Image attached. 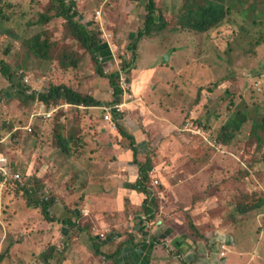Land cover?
Masks as SVG:
<instances>
[{"label":"rangeland","instance_id":"rangeland-1","mask_svg":"<svg viewBox=\"0 0 264 264\" xmlns=\"http://www.w3.org/2000/svg\"><path fill=\"white\" fill-rule=\"evenodd\" d=\"M71 1L78 5L80 20L92 25L96 30L99 29L113 53V59L102 65L105 73L113 74L116 71L127 73L133 99L123 107L122 117L119 119L127 131L132 132L130 127L132 120H139L144 124V115L138 114L134 108L138 103H143L146 97L144 98V93L136 94L134 84L132 85L135 79L134 69L138 66L137 60L143 56L142 49L146 53L156 47L158 50L156 54H159L154 65L164 66V63L168 62L171 67L169 69L161 67L166 75L158 77L160 82H150L147 97L158 87L157 94L159 100L164 102L163 107L165 109L173 107L174 111L167 117L169 120L162 117L165 122L161 127H156L153 135L152 124L159 119H153L151 116V125L147 126L151 139L143 141V149L140 147V159L146 162L149 157L153 161L150 185L157 192L158 202L161 201L159 214L165 218L171 217L174 225L176 222L181 223L176 227L180 235L190 228L189 236L206 242L210 249L208 253L215 258L216 264H264V240L257 244L259 235L264 234L262 225L264 207L248 214H241L238 210L239 204L257 197L251 194L264 192V130L254 128V123L261 126L264 118V0H236L234 4H237L238 8L233 10L229 21L204 33L179 31L153 37L145 48L143 46L145 42L141 39L137 44L136 61L134 59L136 51L132 50L135 38L131 34L144 27L146 0L139 4L133 0ZM156 2L164 14L174 16L181 10L185 0ZM254 2L257 9L252 10L249 16L240 12ZM47 3L43 0H0V22L4 20L3 16L7 15L10 25L8 30H4L0 25V40L5 32L8 33L0 43V60H8L16 72L17 83L22 84L21 90L25 92L21 94L20 90L9 86L8 80L0 70V150L9 155L14 168L20 169L25 180L32 184V189H35L33 180H39L38 185L42 188L36 194L38 198L44 186H46L44 190L52 187L50 189L57 198L51 205L50 212L56 221L48 223L42 215L41 208L29 206L22 195L16 194L12 187L15 182L10 181L5 187L0 185V255L9 250L8 258L0 264H41V259H45L44 253L53 243L60 252L63 249L67 251L69 257L65 264H113V259L96 255L92 237L94 239L97 237L101 249L110 254L118 251L125 241L129 243L125 244L123 249H126L128 244H137L140 238L138 235L150 233L155 226L148 225L147 230L140 227L141 219L134 216V214L139 216L141 212L139 202L137 205L131 203L126 195L120 193L118 179L124 178L123 172L113 170L116 178L113 183L116 185H112L113 188L109 190L114 194L101 204L103 207L98 211L90 208L89 204L80 205L76 200L88 185L95 186L96 177L100 180L107 178L100 172L101 170L92 172L93 176L90 177L77 164L75 166L68 162L64 164L62 159L65 155L60 150L56 151L59 155L55 157L41 150L32 156L35 149L25 143L23 150L28 153L26 159L17 148L20 141L17 140V136L19 134L26 136V132H23L24 128L21 127L16 129V126L29 125L32 115L37 110L39 94L41 92L47 94L52 85L77 81V85H84L78 89L93 96L90 90L91 82L98 79V84L93 88L104 87L112 94L110 79L99 75L98 65L92 54L82 49L83 47L75 40L65 38L63 41L74 45L82 54L76 68L65 70L56 60L41 59L31 51L27 39L44 30L47 31L45 38L60 41L64 38L63 19L55 18L48 24L39 21L41 14L47 10ZM133 8L135 13L131 11ZM101 9L108 15L106 18L108 23L104 24L106 30L101 29L100 23L94 17L96 11ZM101 14L103 20V13ZM143 17V21H140L139 18ZM103 59L104 56L100 57V60ZM117 81H121V74ZM63 103L57 106L56 103L46 104L48 107L56 108ZM110 106L111 104H108L107 107ZM156 108L162 111L161 114L156 111L159 116L167 115L164 108L161 109L157 104ZM84 109L86 111L87 107ZM236 109L244 111L247 120L237 137L229 145H224L219 140V134L222 126ZM174 114H180L181 118H174ZM113 115L116 120L115 113ZM35 118L42 120L30 124L36 132L33 134V144L45 149L41 146L43 144L40 133L37 134L34 125L42 127L52 117L41 115ZM170 126L173 127V131L168 135L165 130ZM196 126L201 127L205 134H197L194 131ZM111 128L113 132L109 134V139L102 141L103 146L110 138H114L116 143L121 145L120 148L129 144V139L119 134L118 128L112 126ZM116 133L119 134L117 137ZM85 134L83 130L81 137ZM49 135L53 136V133ZM58 137L59 135L54 133L55 144L52 143V148L59 147ZM45 144L51 147L49 143ZM120 148L118 147L114 154H118ZM107 149L109 151L103 150L99 155L93 156L111 164L109 159L113 155L109 146ZM73 150L77 153L80 144H76ZM84 150L88 149L84 147ZM210 152L218 153L220 169L219 173L213 171L207 189L203 185L196 187V182H193L197 189L196 192L193 191L191 184L182 181L184 177L180 178L179 173L178 179L174 178V186L170 192L167 190L164 182L168 173L174 170L175 176L179 171L175 169L174 164L187 163L190 157L188 154L193 153L200 155L206 165ZM11 156H18L22 163L17 167ZM76 158L79 161L78 156ZM114 164H117L113 165L114 169H118L119 163ZM75 167L78 168L77 171ZM223 185L228 188L225 192L219 191ZM218 186L220 187L216 189ZM102 190H106L105 187H101ZM161 192L167 198L162 197ZM66 204L69 206L68 210ZM167 207L174 209L172 213H165ZM130 217L134 219L130 220ZM197 218L201 221L200 227L195 223ZM64 219L72 220V223L77 222L80 227L85 225L87 230L77 232L71 225H65ZM192 224H195L194 229L191 227L194 226ZM176 229L174 228L175 233ZM227 232L238 242L237 247L243 246V249H238L240 252L235 249V244L226 241ZM224 243L228 247H224ZM166 253L165 248H162L155 264H162L161 260L165 258ZM221 257H225V263L221 262ZM52 264H56V261Z\"/></svg>","mask_w":264,"mask_h":264},{"label":"crops","instance_id":"crops-1","mask_svg":"<svg viewBox=\"0 0 264 264\" xmlns=\"http://www.w3.org/2000/svg\"><path fill=\"white\" fill-rule=\"evenodd\" d=\"M131 11L134 12V8ZM145 13H146V7H145ZM106 18H108L107 12L103 10V20H102V24L100 25L102 30H106L104 27L105 22H107ZM139 19L140 21H143L144 17L142 19L141 18ZM137 33L138 32H132L131 36L132 37L136 36ZM153 37H160V36L151 35V36H145L141 38L142 42H145V44L143 45L144 48L148 45L151 38ZM104 43L105 44L100 49L101 50L100 57L102 58V56H104V59L101 60L102 64L103 63L106 64L107 61H111L113 59V53L111 49L109 48L108 43L106 41ZM155 48L156 47H153L146 53H144V49H142L143 56L140 58L139 61L137 60L138 66L134 69V73H133L135 77L132 83V85L134 84V91L138 95L144 93V98L146 97V100L143 103H138L136 105V108H134L138 114L142 116L144 115L143 116L144 124H142L139 120H136V121L132 120V122H130V127L132 129V132L130 130L128 131L136 139V143H137L136 145L139 148L138 159H136V157L134 156V151L129 147V145H126V146L122 145L123 148L122 147L120 148L121 145L116 143L117 141L114 138L113 139L110 138V140H107L106 144L103 146L102 141L105 139H109L108 137L109 134L113 132L109 122L105 119L104 115L106 112V107L108 106V104H111L110 102L113 101L112 99L114 98V93H113L112 85H110L111 86L110 91H112V94L110 92H107V90H105L104 87L99 88V86H96L95 88H93L95 84H98V79H95L93 82H91L92 88H90V90H92L91 92L93 93V96L98 101H100V105H96V106L78 105L77 106V105H73L68 102H64L63 104L56 107L57 113L56 114L54 113L55 115L51 116L52 118L48 117L50 119H48L47 122H45L42 125V127L38 125H34L35 130L38 131L37 134L40 133V138L43 144L41 146L45 147V149L38 148L37 144H33L34 135L31 136V132H29L26 128L30 124L39 122L42 119H39V120H37V118L34 119V117H37V116L32 115L31 122L28 123L29 125L27 126L17 125L16 126V129H19L18 127H21V128H24L23 132H26V136L25 134H19L17 136V140H20L18 141L17 148L20 149V154L22 157L28 159V153L23 150L24 147L26 146L25 143H28L30 148L35 149L34 151H32V156L37 155L36 151L38 152L39 150H41V151H44L49 156L53 155V157H55L56 155H59L56 151L60 150L61 153L65 155V158L62 159L64 164H67V162L72 163L74 166L77 164L78 167H81V169H84L85 173H87L88 176L90 177L93 176L92 172L96 170L98 171L101 170L100 172H102L107 177L106 179H101V180L97 179L96 177L95 186L93 187L91 185H88L87 188L84 189V193L81 192V194L77 196L76 202H79L80 205L85 203L87 206L90 205L89 206L90 208L92 207L93 209H96L99 211L100 207H103L101 204L105 202L107 199L111 198L112 195L114 194L110 192L109 188H113L112 185L114 186L116 185L115 183H113L114 179H116L114 176L115 172L113 171L115 170L118 173L123 172L124 174L123 175L124 178L118 179L119 181L118 184L120 185V193L122 195H126V197H128L127 199L130 200L131 203H134L137 205L138 204L137 202H139V207L141 208V212L138 214L139 216H136L135 214L134 216L140 220L141 219L140 217L144 215V213L142 212V209H143L142 205L145 199V194L138 191L135 188V182L138 180L139 175H140L139 163L144 161L140 159V154H141L140 147L143 149V146H142L143 141H145L146 139H148L149 141V139H151V134L153 135L155 131L157 130L156 127H161L164 124L165 120L163 118L169 120L167 117L169 116L171 112L174 111L173 107L169 106L166 109L163 107L164 102L161 99L159 100V96L157 94V92H159V89H157L158 87L151 92V95L147 97V94H149L147 89L150 86V82L152 81L160 82L158 77L161 78V76L166 75L165 73H163L165 72L163 68H166V69L171 68L168 62L164 63V66L159 65L157 67V65H154L155 60L157 59L158 54H159V53L156 54L158 50ZM173 56H174V53H173ZM103 77H106V76H103ZM76 83L77 81L68 82V85H72L77 89L82 88V86H84V85H77ZM58 104H56V106ZM156 104L161 109L163 108L165 109L164 111H166L167 113L166 116L164 115L159 116V114L156 111H158L160 114L162 111L156 108ZM85 107H87L86 111L84 109ZM151 116L153 119L158 118L159 120L155 121L152 124V126L154 127V131L153 133L150 134L147 132L149 130L147 126L151 125L150 124ZM175 117H178L179 119L181 118L180 114H174V118ZM143 129H146V131ZM83 130L87 134V137L85 134V136H82V140H80L78 139V137L82 135ZM172 131H173V127L170 126V128L165 130V133H168L169 135L170 133H172ZM51 132L53 133V136L49 135V133ZM41 133L43 135H41ZM54 133H57L59 137H62V139L67 140V142L68 141L70 142V145H69L70 152L65 151L61 147L52 148V143H54L55 141ZM118 133L121 134L120 132ZM118 133H116V137L119 135ZM120 136L122 137V135ZM25 137H27V139H25ZM31 139L32 141H30ZM45 143H49L51 147ZM75 143L77 145L80 144V150H78L77 153H75L73 150V148L76 147ZM107 146L110 147V151L112 152V155H113L112 158L109 159V162L111 164L98 160L96 157L93 156V155H99V153L103 150L109 151L107 149ZM124 146L127 148L124 149L125 148ZM84 147H86V149L88 150L85 151ZM118 147L120 148V150H118L119 152H117L118 154H114V152L117 151ZM212 154L213 152H210V156L208 157L209 162L206 165H205L204 159L200 158L201 157L200 155L193 154V153L188 154L190 155V157L187 163L174 164L175 169L179 171L176 172L175 176H174V170L168 173L169 175L167 176L166 181L164 182L167 190H169L170 192V190L172 189L171 187L174 186V178L178 179V176L180 174H181L180 178L182 176L184 177V180L182 181H186L187 183L191 184L190 186L193 189V191L195 192L197 191V189L193 186V182H196V187H200L201 185H203L204 188L207 189L208 187L207 185L211 177L213 176V171L219 173V169H220V163L218 162L219 160L218 153H214L213 155ZM77 156H78L79 161L76 158ZM11 159L13 160L14 164L17 167H18V164L22 163L21 159L18 156L16 157L11 156ZM175 160H177V158H175ZM116 162H118L120 165L118 169H114L115 166H113V165H117V164H114ZM77 170L78 168H76V171ZM182 183H185V182H182ZM0 185L3 187L2 184ZM101 187H105L106 190L101 191ZM219 187L220 186L216 187V189H218ZM98 188L100 189V191H98ZM227 190H228L227 186L223 185L219 191L225 192ZM173 193H174V190H173ZM161 194L163 195L162 197L167 198V196L163 192H161ZM225 201L227 200L225 199ZM67 205L68 204H66L65 206ZM173 210L174 209L172 207H167L165 210V213L167 212L172 213ZM129 219L133 220L134 217H130ZM263 220H264V217H262V221ZM195 223L197 224L198 227L202 226L199 218H197ZM154 224L155 226L153 227L150 233L148 232V235H145V233L144 234L141 233L138 235V237L140 238L137 241L138 242L137 244L135 243L128 244L126 246V249H123L121 256L114 259L113 264H155L156 258H159L158 253L162 250V248H165L167 252L165 254V258H162L161 260L162 264H183L182 259L186 260V262L190 264L215 263V258H212L210 253H208L210 249L209 247H207V243L200 241L199 238H197L198 240L197 239L195 240L194 238L189 236L188 231L190 232V228L185 233L183 232L184 234H182L183 235L182 236L179 234L180 232L176 229V227L179 226L181 223L176 222L174 225V222H172L171 217L165 218L161 216L160 214H158L155 220L150 222L148 225L150 226ZM262 225H264L263 222H262ZM174 228L177 230L176 233H175ZM138 231L141 232V230L139 229ZM228 235H230V233L227 232V234L225 235L227 236L225 237L226 241H230L231 243L235 244L234 246L235 249L238 252H240L238 249L240 250L243 249V246L237 247L238 242L235 240V238L232 235L230 236ZM143 236L146 237L145 241L143 239ZM153 236H156L159 239V242L153 240ZM263 237H264V234L262 236L259 235V240L257 239V242H258L257 244H261V242L264 240L262 239ZM237 238H238V235H237ZM246 240H249V239H246ZM226 246L228 247L227 244ZM168 247L170 250L168 249ZM213 251L214 253L216 252L214 249ZM225 261H226L225 257H221V262L225 263Z\"/></svg>","mask_w":264,"mask_h":264},{"label":"trees","instance_id":"trees-1","mask_svg":"<svg viewBox=\"0 0 264 264\" xmlns=\"http://www.w3.org/2000/svg\"><path fill=\"white\" fill-rule=\"evenodd\" d=\"M47 1V10L41 14L40 22L48 24L55 18L63 19L64 26V38L56 40L54 38H45V33L47 31H42L41 33L27 39V44L31 51L41 59H51L56 60L63 67V69L68 70L67 68H76L78 67L82 54L81 52L72 44L64 42L65 38L69 40H75L78 42L82 49L87 50L96 60L98 65V72L102 76H106L110 79L111 85L113 87L114 98L111 104H117L122 101L123 89L120 82L117 81L118 77L120 78V71H116L113 74H106L103 68V64L100 60V49L105 44V40L102 38L100 30H96L92 25L83 23L80 18V11L78 10V5L76 2L71 0H43ZM135 3L139 4L142 0H133ZM236 0H185L183 7L177 14L174 16H168L164 14L158 7L156 0H146V16L144 20V27L141 28L137 35L134 36L135 41L133 42L132 50L136 51L134 54L135 61L137 59V44L138 41L145 36H163L172 32L179 31H188L193 34L204 33L210 31L213 28L224 25V23L229 21L230 15L233 13V10L238 8L237 4H234ZM242 8V7H241ZM255 2L253 5L247 9H242L243 15L249 16L252 10H256ZM4 20L0 22L1 27L4 30L9 29L8 16H3ZM94 24V23H93ZM52 32V30H51ZM8 33H4L1 37L0 43L3 42L4 38L7 37ZM0 70L5 76V79L8 80L9 86L14 87L17 90H20L21 94L25 93L21 90L22 84L18 82L16 72L12 69V66L8 60H0ZM1 94V92H0ZM39 99L45 101L46 103H61L68 102L73 105H85V106H96L100 105L94 96L83 93L80 89L75 88L74 86L62 83L58 85H52L51 88L46 92L39 94ZM247 120V114L244 111L235 110V113L228 118L225 124L222 126L219 140L224 145H229L230 142L237 137L239 131L242 128V125ZM254 128H261L264 130V118L262 120V125L259 126L254 123ZM119 132L129 139V147L134 151V156L138 159L139 149L136 145V139L132 134H130L122 124H118ZM36 133L35 131L31 132V135ZM124 137V138H125ZM82 140V137H78ZM58 146L69 151L70 142L58 137ZM5 153L3 150H0V154ZM140 178L135 182V188L145 194V199L143 202L142 212L144 215L141 217L140 227L143 229L148 228V224L155 220V218L160 213L161 201L157 200V192L150 185L151 181V170L153 169V161L151 158H148L146 162H140ZM25 179V178H24ZM23 179V180H24ZM33 185L35 189H32V184L24 181H16L12 184L14 192L18 195L24 197V201L27 202L29 206H36L41 208L42 215L48 223H54L56 219L50 212L51 205L56 201L57 195L54 191H50V196L47 198V193L44 190L46 186L43 187L42 191L39 193L40 197L36 196L37 192L42 188L38 185L39 180H33ZM52 188V187H50ZM260 194V195H259ZM256 198H253L252 201L243 202L238 205V210L241 214H248L254 210H258L264 207V192L258 193L255 192ZM69 206L67 205V210ZM156 222V221H154ZM63 223L67 226L71 225L72 229H76L77 232H85L87 227L78 226L77 222L72 223V220L64 219ZM191 226L195 228V224ZM76 232V233H77ZM145 235H148V232H145ZM99 236V235H98ZM97 238V237H96ZM92 237V241L95 242L94 248L95 253L98 256H105L109 259H116L121 256L125 244L129 241H125L120 247V249L114 253L107 254L101 246L98 244V240ZM153 240L158 241L159 239L156 236H153ZM69 245V244H68ZM7 253V254H6ZM45 259H41V264H61L63 261L68 259L69 255L64 249L60 252L55 243H53L47 252L44 253ZM7 255V256H6ZM9 256V250L7 249L4 253L0 255V263L6 260ZM66 261L64 262V264ZM183 264H190L186 260L182 259Z\"/></svg>","mask_w":264,"mask_h":264},{"label":"built area","instance_id":"built-area-1","mask_svg":"<svg viewBox=\"0 0 264 264\" xmlns=\"http://www.w3.org/2000/svg\"><path fill=\"white\" fill-rule=\"evenodd\" d=\"M103 10H97L96 14H95V19L97 22H99L100 24H102V14ZM121 74V87L123 89V100L117 104H112L110 107H106V114H105V119L111 124V126L113 128H118V124L119 119H121L122 117V111H123V107H125L128 104V101L133 99V94H132V87H131V83L129 82V78L127 76V73L125 72H120ZM48 91V90H47ZM43 93V92H41ZM39 99V96H38ZM37 104V110L36 113H34L33 116H44V117H51L54 115L56 108L55 107H48L46 102L39 100V102H36ZM116 115V120L114 119V114ZM118 121V123H117ZM28 131L32 132L33 128L32 126H27L26 127ZM195 132H197V134H201L204 135L205 131L199 127L196 126V128L194 129ZM13 166L11 165V162L8 158V156L6 155H1L0 156V182L2 185H4L6 182H8L9 180H20V181H24V176L22 175L21 172H15L13 171ZM156 183H158V181H156ZM46 193H47V198L50 196V188H46L45 189ZM226 246V244H224V247Z\"/></svg>","mask_w":264,"mask_h":264},{"label":"clouds","instance_id":"clouds-1","mask_svg":"<svg viewBox=\"0 0 264 264\" xmlns=\"http://www.w3.org/2000/svg\"><path fill=\"white\" fill-rule=\"evenodd\" d=\"M101 25V24H100ZM49 90V89H48ZM112 105V104H111ZM30 132V131H29ZM201 135V134H200ZM1 155H6V156H8V158H9V155L7 154V153H2V154H0V156ZM11 165L13 166V164H12V162H11ZM13 169H14V171L15 172H21L19 169H15L14 168V166H13ZM24 178H25V176H24ZM25 180V179H24ZM10 181H12V182H16V180H9L8 182H6L4 185H3V187H5V186H7V184L10 182ZM0 184H1V182H0Z\"/></svg>","mask_w":264,"mask_h":264}]
</instances>
